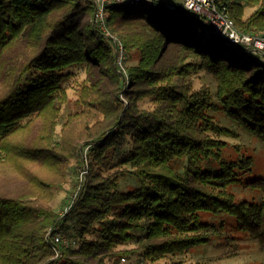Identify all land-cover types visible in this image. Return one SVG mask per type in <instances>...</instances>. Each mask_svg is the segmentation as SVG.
<instances>
[{"label": "trees", "instance_id": "obj_1", "mask_svg": "<svg viewBox=\"0 0 264 264\" xmlns=\"http://www.w3.org/2000/svg\"><path fill=\"white\" fill-rule=\"evenodd\" d=\"M215 2L241 31L264 33V0ZM132 5L106 6L104 31L93 0H0V68L8 75L0 96V167L13 162L22 177L13 188L0 186V264H105L129 243L156 261L211 241L215 225L204 215L222 213L264 249V173L254 174L252 156L231 150L222 137L238 134L214 116L225 113L264 144V57L213 36L181 4H138L153 7L156 17L127 10ZM248 7L257 9L246 18ZM115 36L128 58L138 53L126 73ZM78 66L88 77L57 140L69 101L65 84ZM199 71L214 77L216 91L183 83ZM127 80L128 106L120 99ZM26 130L23 142L8 145ZM86 149L87 183L61 215L51 205L55 190L68 161L82 164ZM48 161L54 178L36 169ZM127 179L134 184L122 188ZM237 185L263 197L239 199L231 191ZM74 221L78 247L71 241L55 248L49 229L69 234Z\"/></svg>", "mask_w": 264, "mask_h": 264}, {"label": "rangeland", "instance_id": "obj_2", "mask_svg": "<svg viewBox=\"0 0 264 264\" xmlns=\"http://www.w3.org/2000/svg\"><path fill=\"white\" fill-rule=\"evenodd\" d=\"M82 1L84 3L86 0ZM179 2L180 1H178L177 3ZM256 9L257 8H246L245 17H249ZM127 10L134 12L143 11V14L147 17H156L154 8L151 6L144 7L136 4L129 6ZM82 19L83 23L89 22L88 20H90L88 16H84ZM116 38L117 37L115 36V39ZM20 49L21 48H16L12 52V55L18 53ZM7 54H10V52H7ZM137 61V52H134L132 57L129 58L127 57V55H125L124 59L122 60V65L118 61V63H120L118 64L119 69L123 70V72L126 73V71H129V67L135 66L138 63ZM19 64L15 65L18 66ZM70 74V79L65 84L69 101L66 103V105H63L64 107H62L61 115L58 120L59 125L57 126V140L60 138V131L64 122L66 121L68 114L76 110L78 92L82 84L85 83L87 79L86 77H88L86 68L79 66L71 68ZM7 78L8 75L5 68H0V96L6 91L5 84H7ZM182 81L185 84H191L193 89L195 90H199L201 87L205 86L209 87L212 92L216 91V81L214 77L208 73H205L204 71H199L196 74L191 73V75L187 79H184ZM104 82L107 83L108 87L110 86L108 78H106ZM126 83L127 84L123 93L121 92L120 94V99L125 103V105L128 106L129 102L125 97V92L127 90H130V85L128 86L129 80H127ZM150 106L151 105L149 104L144 107ZM214 116L221 125L233 129L238 134L237 137L223 136L222 139L229 143L231 150H233L234 148H239L240 153L252 156L255 162L254 174L262 175L264 173V144L257 137L251 136L244 132L242 129L238 128V126H236L231 121V119H228L226 117L225 113L218 112L214 114ZM26 132L27 130L20 135L11 136L6 142L8 143V145L16 146L17 143H21L25 140V138L27 137L26 135H28V133ZM32 134L33 133H31L30 138H33ZM1 144H5V142L0 143V145ZM87 151L88 149H86L83 153L82 164H79L74 160L68 161L63 173L65 175V179L62 180V186L59 189L55 190V195L51 202V205L53 209L61 215H64L71 210L73 205L71 204V201L75 197V194L83 191L87 183L86 175H88L89 173ZM41 153H43L41 156L47 155L45 151H42ZM235 156L240 157L241 154H235ZM17 163L20 165L19 169L25 170L29 167V165L26 164L28 162H25L22 159ZM5 164L7 163L1 164L2 167H0V170L5 169L4 172L0 173V186L2 187V185H8L9 188H13V183L17 182L22 177H19L17 174L16 176L14 175L13 170L18 169L15 163L9 162L7 165ZM52 164V161H48L47 163H45V166L40 163L36 166V169L39 171L44 170L43 172L46 177L54 178L56 176V173H54L53 169H50V165ZM32 169H35V167H32ZM85 170L87 171V173L83 174ZM131 184H134V180L127 179L122 182L121 186L122 188H126L127 185ZM231 191L235 193V195L239 199L250 200L252 198L260 199L263 197V195L258 193L257 191L246 189L238 185L232 187ZM204 219L210 222V224L215 225L210 236L211 241L199 246L197 245V247L190 249L184 254H170L160 258L159 260L150 261L144 258L137 243H129L127 245H121L116 248L117 252L123 253L121 255V258L110 259L105 257V264H170L176 261L182 262L183 264H264V249L261 247L259 240L253 235L240 229L233 216L227 213H222L216 216H209L208 214H206L204 215ZM75 226L76 222H71L69 227V234H67L65 230L62 231L61 234L65 236V238L71 240L72 242H75V244H73L72 246L78 247L79 239L75 237ZM88 238L94 239L95 237L89 236Z\"/></svg>", "mask_w": 264, "mask_h": 264}, {"label": "built area", "instance_id": "obj_3", "mask_svg": "<svg viewBox=\"0 0 264 264\" xmlns=\"http://www.w3.org/2000/svg\"><path fill=\"white\" fill-rule=\"evenodd\" d=\"M96 6L95 19L101 25L104 31H107L105 26L106 6L113 5H131L140 4L147 0H93ZM150 1V0H148ZM154 1V0H151ZM170 5L171 9L180 3L187 11L191 12L195 17L201 19L207 26L208 31L213 36L223 40L225 43L233 46H245L252 53L259 54L264 57V34H247L239 30L234 20L226 11H220L215 0H163ZM180 1L179 3H177ZM117 45L118 61L122 65V60L125 57L124 46L119 39H115ZM119 63V64H120ZM85 170L83 174H86ZM78 193L71 201L75 202ZM55 229H49V237L56 248V244L70 245L71 240L65 238L60 232L55 233ZM75 244V242H73Z\"/></svg>", "mask_w": 264, "mask_h": 264}, {"label": "water", "instance_id": "obj_4", "mask_svg": "<svg viewBox=\"0 0 264 264\" xmlns=\"http://www.w3.org/2000/svg\"><path fill=\"white\" fill-rule=\"evenodd\" d=\"M164 2H165V1H164ZM165 4H166V7H168L169 9H171L169 4H167L166 2H165ZM176 7H177V6H176ZM176 7H175V9H176ZM175 9H171V10H175ZM233 46H236V45H233Z\"/></svg>", "mask_w": 264, "mask_h": 264}]
</instances>
